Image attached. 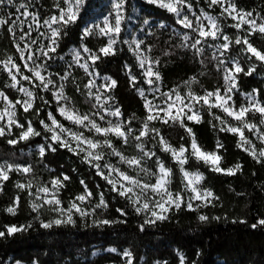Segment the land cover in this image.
Listing matches in <instances>:
<instances>
[{
    "label": "clouds",
    "instance_id": "clouds-1",
    "mask_svg": "<svg viewBox=\"0 0 264 264\" xmlns=\"http://www.w3.org/2000/svg\"><path fill=\"white\" fill-rule=\"evenodd\" d=\"M180 3L173 14L172 0H127L126 12L125 0H64L76 19L57 20L54 39L0 27V97H17L0 107V264H264V60L252 51L264 49V0H230L254 30L195 0L207 37ZM166 92L199 119L150 120L146 93L159 106ZM125 113L155 135H108Z\"/></svg>",
    "mask_w": 264,
    "mask_h": 264
},
{
    "label": "snow or ice",
    "instance_id": "snow-or-ice-1",
    "mask_svg": "<svg viewBox=\"0 0 264 264\" xmlns=\"http://www.w3.org/2000/svg\"><path fill=\"white\" fill-rule=\"evenodd\" d=\"M48 0H44V3L47 4ZM111 3V0H109ZM174 4L173 8V14H175L176 8L181 7L180 0H172ZM0 4H3L4 8H7V12H3L0 10V27L4 28L5 31L12 33L13 35H23L25 37V40H27V37L31 35L32 37H38L43 38L44 33L48 32L49 35L54 39L55 33L51 31L56 25L57 20L60 22H66L69 19H76L75 16H68L65 13L66 12H74L75 8L70 4L69 6L65 7L64 0H61V6L59 8H52L51 14L44 12L43 10L36 11L34 5H30L28 3V0H11L9 3H5V0H0ZM183 13H181V19L184 14L188 15L189 20L191 21L192 27L195 28L198 25H203L204 32L202 33L205 37L208 35V30L211 28L210 16H201V10L196 7L195 0H183ZM195 8V13H192L189 9ZM213 8L216 12L227 10L229 14V19L234 20L236 25L241 28H251L254 30V25H252V21L248 19L246 10L242 13L239 8L235 6H230V0H213ZM124 12L127 11V0H125V6L123 9ZM205 11H211L207 9L205 6ZM121 9L119 5L117 4L114 8L111 15L107 17V21L105 24L101 25V28H106L108 31H120V29L115 28V22L118 16L120 15ZM215 14V13H213ZM103 15V13H102ZM254 15V14H253ZM199 17V19H198ZM126 18V16H125ZM47 22V23H46ZM121 21V26H122ZM42 25H46L45 27H42ZM180 27V25H177ZM187 31H191V28L186 29ZM229 31H233V28L228 29ZM213 35L215 33L213 32ZM44 43L49 44L51 41L47 38H44ZM254 45V41L252 42ZM108 49L104 48L102 51L106 52ZM35 51V49H33ZM51 51V49H45V52ZM252 51L256 53L257 56H260L262 60H264V49L257 50L254 46L252 47ZM95 57H92L90 62H94ZM39 63V61L37 62ZM23 67V66H22ZM239 71V69H237ZM41 73L39 71L36 72V75L39 76ZM25 76H31V72L25 71ZM19 79V77L17 76ZM100 80H96V86H100ZM2 87V86H0ZM147 87V85H145ZM104 88H107V83H105ZM5 96L0 97V107L3 106L5 103H16L17 97L13 95L8 89H3ZM95 91V88L93 89ZM143 91V90H141ZM223 90H221L222 92ZM149 96V104L150 106L145 109L146 112L151 113L150 120H153L155 124L162 125L166 120L169 118L176 116L180 113H186L187 114V120L189 121H195L199 119V116L195 111H190L191 104H189V101L184 99L181 95L179 98L171 93H165V98L161 100L159 96L156 97L158 101H160L159 106H156L154 104H151V93H146ZM219 96L212 97L211 94L204 97H196L195 102H200L202 99L204 103H212L213 100L218 101ZM257 99L260 101V107L262 110H264V91H259ZM239 102V101H237ZM247 103V100L245 101ZM18 106V104H17ZM124 117H127V126L125 127H119V128H112L108 135L112 136L116 133H123L126 134L129 129H131L136 136L143 139L145 135H147L149 138L155 135L154 131H149L145 129L143 132L141 131V125L137 123L134 119H131L130 113H125ZM98 122L102 125L98 129V134L103 136L105 133V124L106 122L103 120H100L99 117H97ZM115 119V117H113ZM19 123V122H18ZM167 129L161 128V135L167 134ZM234 131H240L239 129H236ZM27 132H25L23 135L27 136ZM242 135H246L248 137L252 136L251 131H245L241 133ZM201 155H204V153H200ZM210 159H217V157H209ZM154 159V157H153ZM0 179L4 180L5 182L8 181L9 176L7 173L0 174ZM198 199H203V197H199V194L197 195ZM161 207H166V205H161ZM260 223L264 224V219L260 221ZM18 226L14 225H8L9 230H15Z\"/></svg>",
    "mask_w": 264,
    "mask_h": 264
},
{
    "label": "trees",
    "instance_id": "trees-1",
    "mask_svg": "<svg viewBox=\"0 0 264 264\" xmlns=\"http://www.w3.org/2000/svg\"><path fill=\"white\" fill-rule=\"evenodd\" d=\"M84 239H85V240H88V239H90V238L87 237V236H85ZM260 242H261V241H260V238H259V237H255V236H250V237L248 238V240H247V243L250 244V245H253V246L258 245Z\"/></svg>",
    "mask_w": 264,
    "mask_h": 264
}]
</instances>
